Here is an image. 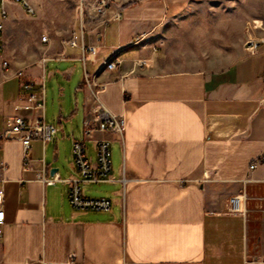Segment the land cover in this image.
<instances>
[{"label": "crops", "instance_id": "crops-1", "mask_svg": "<svg viewBox=\"0 0 264 264\" xmlns=\"http://www.w3.org/2000/svg\"><path fill=\"white\" fill-rule=\"evenodd\" d=\"M31 1L38 15L47 14L46 1ZM196 1L122 0L120 20L101 27L100 19H85L83 41L80 1L65 27L57 17L45 23L48 40L38 45L37 61L1 54L0 132L20 112L16 106L25 82H44L45 117L59 131L45 145L31 142L34 161L28 170L21 140L0 138L6 216L0 264H264V47L256 53L243 47L242 55L221 69L183 66L166 32ZM6 7L4 46L14 56L24 52L21 23L30 15L13 0ZM12 29L18 43L8 50ZM142 33L141 43L131 44ZM83 43L97 47L87 61ZM113 57L119 65L105 68ZM3 59L11 64L9 72ZM49 61L67 65L61 70L69 83L78 77L80 64L84 69L68 114L63 106L58 114L46 112L42 70ZM16 70L25 76H15ZM86 76L104 84L97 92L100 105L127 118L122 139L94 132L86 141L94 156L96 139H112L111 179L81 184L85 196L111 199L107 211L78 210L69 200L68 179L78 175L72 143L83 138L84 121L95 107ZM63 151L64 158L71 155L70 165L61 160ZM42 158L44 174L61 180L49 184L37 177ZM235 195L242 199L241 212L228 210Z\"/></svg>", "mask_w": 264, "mask_h": 264}, {"label": "built area", "instance_id": "built-area-1", "mask_svg": "<svg viewBox=\"0 0 264 264\" xmlns=\"http://www.w3.org/2000/svg\"><path fill=\"white\" fill-rule=\"evenodd\" d=\"M8 0H0V56L4 46V30L6 20L8 18V10L6 2ZM19 3L25 12L30 16H37V8L33 5L31 0H13ZM133 2L141 0H132ZM122 0H94L91 5L84 4L83 0L80 4L81 13V32L80 38L83 41L85 33V19L95 20L100 19V26L104 27L112 21L120 20L122 17ZM253 27H262L260 20L253 21ZM264 29V27H263ZM99 34V33H98ZM145 38V34L135 36L131 44L137 45ZM77 36L70 40L72 46L77 45ZM48 40L47 35H42V41ZM162 45V43H161ZM261 47H264V36L258 39H249L245 42L244 48L251 53H256ZM83 61L93 58L97 54V47L95 45H85L83 43ZM120 63L117 57L110 58L105 61L104 67L107 69H115ZM145 63L140 60L139 64ZM2 67L6 72L11 70L9 60H2ZM15 76L24 77L23 70H16ZM87 84L94 89L93 99L95 107L92 109L91 117L84 121V136L77 138L72 143L73 161L77 170V176L68 179L70 183L69 200L71 205L78 210H95L107 211L112 206L111 199L107 197L92 198L83 194L82 183H99L111 179L112 171V158H111V141L109 137H103L95 140V155L91 156L87 150L86 141L92 139L94 132L108 133L118 139H122L127 125V118L122 115L112 114L110 111L100 105L97 96L98 90L103 88V83H97L93 79L90 80L86 76ZM24 92L20 100L21 104L16 106L20 112L7 119L6 127L0 132L1 139L10 137H18L23 145V165L24 169L30 168L31 162L34 159L31 157L30 149L31 142L38 139L43 145L53 139L59 131L56 124L49 123L45 117V85L44 82L36 86L33 82H25ZM41 167L37 170V177L41 178L44 182L53 184L61 180L58 174L50 177L44 174L45 160H40ZM257 163L251 164V168H255ZM121 181L125 185L128 178L123 175ZM241 197L239 195L232 196L229 199L228 210L232 212H241ZM5 209H4V190L0 188V240L4 235L5 225ZM74 255L70 256V262ZM41 264H50L44 263Z\"/></svg>", "mask_w": 264, "mask_h": 264}, {"label": "rangeland", "instance_id": "rangeland-1", "mask_svg": "<svg viewBox=\"0 0 264 264\" xmlns=\"http://www.w3.org/2000/svg\"><path fill=\"white\" fill-rule=\"evenodd\" d=\"M48 3L47 14L37 17L28 16L22 20V51L21 54L10 55L3 46L1 54L8 59H22L30 63L38 59V45L42 42L45 23L57 17L62 27H65L75 4L82 0H44ZM94 0H83L84 4H92ZM254 20H261L262 27H253ZM264 0H199L192 2L183 14L177 16L167 27V39L171 51L180 57L182 65L188 68L221 69L230 64L242 54V48L247 39H258L264 36ZM18 43L14 30L11 31L9 43L12 50ZM165 47L167 44L165 43ZM164 47V48H165ZM35 59V60H34ZM18 60V61H19ZM36 65V64H34ZM71 65V64H69ZM65 63L47 62L42 72L46 81V112L48 114L60 111L63 106L66 114L71 111L72 93L79 76H83V67L79 65L78 77L69 83L64 78L61 69ZM89 74L92 69L87 65ZM31 75H38L36 68L28 67ZM41 71V70H40ZM63 87L66 88L63 94ZM74 108V105L72 106ZM62 138L61 132L59 134ZM67 165L72 162L71 155L64 158Z\"/></svg>", "mask_w": 264, "mask_h": 264}, {"label": "water", "instance_id": "water-1", "mask_svg": "<svg viewBox=\"0 0 264 264\" xmlns=\"http://www.w3.org/2000/svg\"><path fill=\"white\" fill-rule=\"evenodd\" d=\"M55 170H58V168H54V169L52 170V174L54 173Z\"/></svg>", "mask_w": 264, "mask_h": 264}]
</instances>
